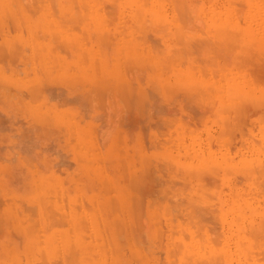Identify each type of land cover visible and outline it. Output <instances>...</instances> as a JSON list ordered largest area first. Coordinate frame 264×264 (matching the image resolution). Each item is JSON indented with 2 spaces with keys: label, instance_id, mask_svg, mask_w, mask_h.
Wrapping results in <instances>:
<instances>
[{
  "label": "rangeland",
  "instance_id": "374dc122",
  "mask_svg": "<svg viewBox=\"0 0 264 264\" xmlns=\"http://www.w3.org/2000/svg\"><path fill=\"white\" fill-rule=\"evenodd\" d=\"M82 1L0 0V264H264V0Z\"/></svg>",
  "mask_w": 264,
  "mask_h": 264
},
{
  "label": "bare ground",
  "instance_id": "6f19581e",
  "mask_svg": "<svg viewBox=\"0 0 264 264\" xmlns=\"http://www.w3.org/2000/svg\"><path fill=\"white\" fill-rule=\"evenodd\" d=\"M82 1V0H81ZM83 2V1H82ZM97 2V1H96ZM103 3V2H102ZM114 3H116V0L114 1ZM84 4V3H83ZM104 4V3H103ZM173 5V4H172ZM176 5V4H175ZM87 6V5H86ZM177 6V5H176ZM242 6V5H241ZM38 7V6H37ZM77 7V6H76ZM103 8H104V6H103ZM87 9V8H86ZM105 9V8H104ZM151 9V8H150ZM76 10V9H75ZM139 10V9H138ZM87 11H89V10H87ZM103 11V10H102ZM163 12V11H162ZM166 12V11H165ZM73 13V12H72ZM105 13V12H104ZM107 14H109V13H107ZM179 15V14H178ZM182 15V14H181ZM104 16V15H103ZM107 16V15H106ZM176 16V15H175ZM69 20V19H68ZM62 21V20H61ZM132 21V20H131ZM140 21V20H139ZM144 21H145V19H144ZM145 23V22H144ZM138 26V25H137ZM143 26H144V24H143ZM143 26L141 25V27H139V28H141V30L143 29ZM138 28V27H137ZM140 30V31H141ZM159 30V29H158ZM139 31V32H140ZM163 31V30H162ZM143 33H145V32H143ZM145 35H146V33H145ZM139 36V35H138ZM141 38H142V36H140ZM145 40V39H144ZM195 40V39H194ZM194 42H196V41H194ZM202 42V41H201ZM196 45V44H195ZM197 46V45H196ZM44 49V48H43ZM145 51V50H144ZM220 53V52H219ZM19 54H20V52H19ZM205 55V54H204ZM171 56V55H170ZM207 58V57H206ZM210 58V57H209ZM215 58V57H214ZM202 59V58H201ZM200 59V60H201ZM206 60V59H205ZM204 61V60H203ZM225 62V61H224ZM229 62V61H228ZM203 63V62H202ZM208 63V62H207ZM204 64V63H203ZM218 73V72H217ZM214 77V76H213ZM260 79V78H259ZM262 86V85H261ZM61 89V88H60ZM53 91V90H52ZM105 93V92H104ZM54 94V93H53ZM63 94V93H62ZM59 97V96H58ZM128 102V101H127ZM196 104V103H195ZM20 106V105H19ZM88 106V105H87ZM84 108V107H83ZM91 108V107H90ZM245 108V107H244ZM22 109V108H21ZM20 109V110H21ZM89 109V108H88ZM172 113V112H171ZM200 113V112H199ZM184 115V114H183ZM199 115V114H198ZM244 145V144H243ZM38 146V145H37ZM170 164V163H169ZM171 166V165H170ZM173 169V168H172ZM171 170V169H170ZM166 172V171H165ZM207 175V174H206ZM36 196V195H35ZM190 200V199H189ZM187 201V200H186ZM176 202V201H175ZM49 204V203H48ZM197 205V204H196ZM175 206H176V204H175ZM42 207V206H41ZM197 209H198V207H196ZM190 210H191V208H190ZM195 211V210H194ZM203 211V210H202ZM206 211V210H205ZM240 212V211H239ZM260 212H261V210H260ZM241 214V213H240ZM196 215V214H195ZM201 215V214H200ZM48 216V215H47ZM202 216V215H201ZM206 216V215H205ZM251 216V215H250ZM259 216V215H258ZM60 218V217H59ZM212 217H210V219H211ZM215 218V217H214ZM251 218H252V216H251ZM261 219V218H260ZM211 220H213V219H211ZM210 220V221H211ZM262 220V219H261ZM203 221V220H202ZM239 221V220H238ZM13 223V222H12ZM207 223H209V222H207ZM242 223V225H241V227H242V229H243V222H241ZM240 223V224H241ZM264 223V222H263ZM78 224V223H77ZM239 224V223H238ZM256 224H257V221H256ZM194 226V225H193ZM251 227H253V224H251ZM199 228V227H198ZM197 228V229H198ZM241 229V228H240ZM240 229H238V232H239V230ZM242 229H241V233H242ZM253 229H255V227H253V228H251V230L253 231ZM261 229V228H260ZM76 231H77V228H76ZM261 231V230H260ZM260 231H258V233H260ZM237 232V233H238ZM254 232V231H253ZM255 232H256V230H255ZM254 232V233H255ZM78 233V232H77ZM241 233H238V236H239V234H241ZM257 233V232H256ZM197 234H199V233H197ZM235 234H236V232H235ZM234 234V235H235ZM80 235H81V232H80ZM237 236V235H236ZM236 236H234V238L235 239H237L236 238ZM242 236V235H241ZM260 236V235H259ZM231 237V236H230ZM199 238V237H198ZM239 238V237H238ZM241 238V237H240ZM213 240H214V238H212ZM242 239H243V237H242ZM234 240V239H233ZM217 241V240H216ZM242 241L243 240H241L240 241V239H239V241H238V243H237V249L239 250V252H240V255H239V263L240 264H243V260H244V258H243V245L245 244H242ZM219 242V241H218ZM232 242V241H231ZM236 241H234V243H235ZM244 242V241H243ZM226 243V242H225ZM200 245V244H199ZM198 246V245H197ZM235 246V245H234ZM55 247V246H54ZM177 247V246H176ZM114 248V247H113ZM117 248V247H116ZM174 248V247H173ZM230 248V246L227 248L228 250H230L229 249ZM236 249V246H235V251L237 250ZM195 250V249H194ZM196 250H199V249H196ZM228 250H226L225 249V251H228ZM36 251V250H35ZM34 251V252H35ZM39 251V250H38ZM58 251H60V250H58ZM199 251H201V250H199ZM224 251V250H223ZM65 252V251H64ZM198 252V251H197ZM207 252V251H206ZM209 252H210V250H209ZM231 252V251H230ZM230 252H226L227 254L228 253H230ZM63 253V252H62ZM195 253V252H194ZM198 253H202V252H198ZM197 253V254H198ZM237 253V252H236ZM259 253V252H258ZM204 254H207V253H204ZM239 254V253H238ZM186 255H188V254H186ZM226 255V254H225ZM237 255V254H236ZM119 256V255H118ZM184 255H182V257H183ZM262 257V256H261ZM182 260H184V259H182ZM188 260V259H187ZM183 263H185V261L183 262ZM249 263V262H248Z\"/></svg>",
  "mask_w": 264,
  "mask_h": 264
}]
</instances>
